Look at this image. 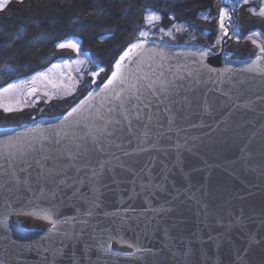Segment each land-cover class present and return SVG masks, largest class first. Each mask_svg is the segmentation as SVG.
I'll return each instance as SVG.
<instances>
[{
	"label": "water",
	"instance_id": "obj_1",
	"mask_svg": "<svg viewBox=\"0 0 264 264\" xmlns=\"http://www.w3.org/2000/svg\"><path fill=\"white\" fill-rule=\"evenodd\" d=\"M228 36L229 32L225 38ZM145 41L143 48L134 50L122 62L121 71L127 76L122 86L125 90L138 78L151 74L150 70L158 73L161 65L170 79L172 73L193 74V78L184 81L193 101L190 122L180 124L185 131L168 133L172 138V143L168 144L160 141V132H166L168 127L166 122L159 132L155 127L148 130V139L157 147L171 149L170 164L177 165L172 172L181 189L186 190L182 191L175 211L160 215L149 211V208L158 209L164 205V197L152 198L151 205L147 204L145 195H135L133 185L127 182L132 178L120 174L117 169V179L124 182L106 181L108 188L101 189L104 193L102 208L97 209V216L89 219L83 235H77L82 225L70 220L74 216L82 218L76 208L83 211L82 202L73 197L71 189H64L51 202L56 205L52 209L53 220L69 218L68 224L57 225L58 231H49L52 220L35 214L40 208H51V204L43 201L36 191L35 164L29 169L31 176L19 171L21 157L15 149H20L31 162L39 158L41 149L47 153L54 140L69 143L64 133L80 134V127L94 122V110L107 113L109 107L119 103L116 95L121 88H106L107 78L90 91L91 97L88 93L61 115L0 128V184L7 182L6 188L11 189L0 188V260L5 264H50L51 250L60 247L61 241L67 246L63 248L66 255L57 257L56 264H72L73 250L78 258L83 255L80 264H264V227H258L264 222V153L261 152L264 105L256 100L257 96L264 97V71L247 70L253 62L264 69V55L244 60L226 58L224 40L219 52L196 44L171 45L156 38ZM136 52L141 54L137 57ZM161 52L164 59L158 54ZM201 52L207 54L202 56ZM140 82L147 83L146 80ZM85 97L88 99L82 109L68 116ZM248 101L253 102L251 108L244 107ZM205 102L212 106L211 114L204 112ZM111 118L120 117L114 112ZM77 120H80V127L76 126ZM191 124L198 127H191ZM58 131L61 132L59 137L55 136ZM185 138H189L188 145H184ZM177 143L181 147L177 148ZM193 143L196 148L189 152L187 149ZM147 158L141 156V159ZM14 169L21 181L26 177L30 180L34 191H28V185L17 184L12 179ZM181 176L184 178L180 179ZM135 191H140L139 182ZM130 196L135 198L130 199ZM29 200L39 207L29 205ZM205 207L207 212L203 211ZM104 212L120 214L105 216ZM14 216L31 217L49 225L45 229L29 230L15 223ZM166 229L169 236L182 238L191 248L189 257L173 256L176 246L165 235ZM64 233L74 238H66ZM109 235L113 239L109 250L105 251L100 245ZM121 236L134 245L133 252L136 247L146 251L132 256L113 251V243L128 247V243L121 242ZM86 246H89L87 250ZM244 249L246 251H241Z\"/></svg>",
	"mask_w": 264,
	"mask_h": 264
},
{
	"label": "snow or ice",
	"instance_id": "obj_2",
	"mask_svg": "<svg viewBox=\"0 0 264 264\" xmlns=\"http://www.w3.org/2000/svg\"><path fill=\"white\" fill-rule=\"evenodd\" d=\"M10 0H0V11H3L6 4ZM23 2V0H21ZM245 4L248 0H243ZM236 3H240V0H236ZM232 12L235 11V5L230 4ZM254 14H258L264 17V6H261L258 10L255 8L250 9ZM99 15V12L97 13ZM230 15L229 8H221L219 11V25L224 30L225 35L227 29L225 28V18ZM145 22L148 24H154L160 20L161 17L157 15L156 11H149L144 17ZM163 31V29H161ZM19 35V33H17ZM141 37H145L147 32L141 31L139 33ZM259 35V33H254ZM146 41H139L132 43L126 47L119 59L116 60L114 65L115 70L112 71L108 77L105 87L113 86L114 88L120 87L121 92L117 93L116 99L119 101L115 107H109L107 113H101L98 109L94 110V122L86 124L84 127H80V120L76 121V126L80 127V134L64 133V139H67L69 143L63 144L61 140L57 139L53 142V147L48 150L47 153L41 149L39 158L32 160L31 162L24 157V153L20 149H15L20 154V172L28 173L31 176L29 169L33 164L36 166V183L38 185L36 191H39L40 198L51 204L52 201L57 199L58 193L64 189H71L74 198L79 199L82 202L83 211L81 208H76V212L79 214L71 217L70 220L73 223H79L82 225L81 232L77 235H83V229L89 226V219L97 216V209L102 208V197L104 193L101 189H107L108 183L106 181L111 180L112 183H121L122 180L117 179V169L119 173L124 176H130L132 179L130 182L133 185V192L135 195L143 193L145 195V202L149 205L152 203V198L164 197V205H161L158 209L149 208L156 215L161 213H171L175 211V205L180 200L182 191L179 186V180L172 172V168L176 167V163L170 164L171 149L164 147H157V144L148 139V130L150 127H155L159 132L164 128V122L167 123L166 132H160V141L171 144L172 138L168 133L173 131L179 133L185 131L180 124L182 122H190L191 110L193 107V101L188 95L189 89L186 88L184 81L188 78H193V74L188 72L184 73H172L170 79L163 70L157 73L151 71V74H145L143 77L138 78L136 83H131L125 90L122 86L127 79V76L121 71L122 62L129 58L134 50L143 48ZM255 43V41H253ZM58 48H73L79 50V45L73 40H66L57 44ZM261 53H264V46L260 48ZM141 53L136 52L138 57ZM161 59H164L163 53H158ZM207 53L201 52L200 55ZM259 59V57L257 58ZM67 63V61H65ZM59 65H53L58 67ZM248 71H264L255 62L248 66ZM39 76H44V73H38ZM93 76L97 73L93 72ZM36 77H33L35 80ZM195 79V78H194ZM140 80H146L147 83H142ZM197 82H201L197 79ZM23 81H17L16 83H8L6 87L0 88V93H8L9 91L18 87ZM30 91H35L31 89ZM227 95V93H225ZM89 97L92 93L89 92ZM88 97L81 100L80 104L73 107L68 116L73 113H77L85 105ZM256 100L264 105V97L257 96ZM252 101H248L244 107L251 108ZM0 107L4 112H12L14 109L11 106L4 105L0 102ZM204 112L211 114L212 106L205 102L203 106ZM119 114V119H113V113ZM93 114L90 113V116ZM110 117L106 119L105 117ZM83 120L89 119V117H81ZM191 127H198L195 124H191ZM144 131H141V130ZM254 136L255 133H252ZM55 136H61V132H56ZM195 140L196 138H191ZM189 144V138L184 139V145ZM145 145H148L145 147ZM177 148L181 147L179 143L175 145ZM14 148V146H9ZM196 145L193 143L187 149L189 152L194 151ZM35 151V149H33ZM261 152L264 153V146L261 147ZM119 153V154H117ZM156 153V155H152ZM147 156V159H141V156ZM8 173L5 172V175ZM181 176L180 179H183ZM12 179L16 180L17 184L24 183L28 185V191H34L30 186V180L26 177L21 181L15 175V169L12 173ZM139 182V192L135 191V186ZM5 184H0V188H6ZM48 185L52 187L49 188ZM190 187V186H189ZM7 191H11L10 188H6ZM130 199H134V196H130ZM193 197H188L192 199ZM29 205L39 207L34 204L33 200H29ZM56 207L55 204H51V208H40L38 215H42L45 220H52V226L49 231L57 230V225L60 223L68 224L69 218L60 220H53L52 209ZM126 211H135V209H127ZM207 212V207L203 209ZM105 216L119 215L120 213L104 212ZM258 227H264V222L258 225ZM101 231H104L103 229ZM64 237L72 239V235L68 233L63 234ZM165 235L169 236V232L166 229ZM113 239L112 235H109L108 240L103 245H100L105 251L109 250L110 241ZM122 243H128L120 237ZM176 246V252L173 256H179L181 258H187L190 256L191 248L185 245L182 238L171 237ZM251 239L255 240V236ZM67 247L63 245L61 241L60 247H54L52 251V261L50 264H56L57 257L66 255L63 253V248ZM86 246V250H87ZM128 247H134L133 244L128 243ZM47 250V249H46ZM145 249L136 247L134 252H127L126 255L132 256L136 252H144ZM246 251V249L241 250ZM83 255L77 257L73 250L70 257L72 264H80L83 260ZM0 264H5L3 260H0Z\"/></svg>",
	"mask_w": 264,
	"mask_h": 264
},
{
	"label": "trees",
	"instance_id": "obj_3",
	"mask_svg": "<svg viewBox=\"0 0 264 264\" xmlns=\"http://www.w3.org/2000/svg\"><path fill=\"white\" fill-rule=\"evenodd\" d=\"M227 4L235 5L232 30L240 35H247L254 29L264 33V17L250 11L264 6V0H248L247 4L243 0L240 3L236 0H10L0 11V77L2 72L9 73L4 81L9 77L30 76L53 59L70 57L71 50L57 47L58 43L70 37L80 41L82 51L89 55L93 64L107 67L108 72L68 106L55 107L41 102L35 110L1 113L0 128L61 115L105 81L115 70L116 60L126 47L145 41L139 33H149L144 19L147 10L156 11L161 17L154 31L163 29L168 33L178 25H186L198 34L189 41L191 44L209 47L215 52L218 48L221 50L222 45L218 46L216 42L218 28L215 21L219 18L220 9L227 8ZM231 29L227 31L228 38H223L226 58L244 60L255 57L250 45L234 39L236 32H231ZM163 40L171 45L188 43L180 35L172 41L164 34Z\"/></svg>",
	"mask_w": 264,
	"mask_h": 264
},
{
	"label": "rangeland",
	"instance_id": "obj_4",
	"mask_svg": "<svg viewBox=\"0 0 264 264\" xmlns=\"http://www.w3.org/2000/svg\"><path fill=\"white\" fill-rule=\"evenodd\" d=\"M227 6L231 15L225 18V28L229 31L234 26L235 21L230 5L227 4ZM149 11L151 10H147L145 15H147ZM157 15L159 14L157 13ZM203 17L207 19L206 16ZM157 22L158 21L154 24L145 23L146 27H149V33L144 37L145 40L149 39V37H158L160 40H163L164 34H167L173 41L174 38L180 35L188 40L187 44H191L189 41H193L198 37L197 32L186 25H178L172 30H169L168 33H165L166 31H154ZM215 26L218 28L216 42L219 46L227 34L225 35L224 30L220 28L219 18L215 21ZM234 31L236 32L234 35L235 40L250 45L254 55H264V53H261L260 51L261 46H264V33L262 31L254 29L248 32L247 35H240L235 29H231V32L234 33ZM254 33H259V35H254ZM69 39L77 42L79 45V50L67 48L72 51L70 57L53 59L49 61L44 68L26 77H9L7 81H4L5 76L9 73L2 72L3 74L2 77H0V81L3 83L0 84V88L6 87L8 83H16L17 81L24 82L8 93H0V102L4 105L11 106L14 109L12 112L8 113H18L27 111L28 109H36L41 102H45L47 105L51 103L55 107H60L62 104V106H68L73 99L82 95L83 90L91 87L96 79H101L106 76L108 72L107 67L93 64L89 55L82 51L81 43L78 39L70 37L62 42ZM253 41H255V43H253ZM219 51L220 49L218 48L216 52ZM226 56L227 54H225V57ZM65 61H67V63H65ZM53 65L59 66L53 67ZM93 72H96L97 75L93 76ZM38 73H44V76H39ZM33 77H36V79L33 80ZM31 89H35V91H30ZM1 113H6L2 107H0V114ZM14 221L19 225L35 229H45V227L47 228L49 225L43 221L25 216H14ZM111 249L123 254L133 252L130 247L121 246L116 243L112 244Z\"/></svg>",
	"mask_w": 264,
	"mask_h": 264
}]
</instances>
